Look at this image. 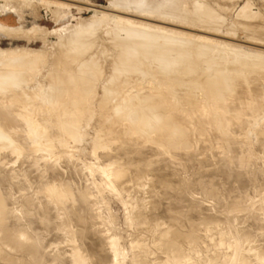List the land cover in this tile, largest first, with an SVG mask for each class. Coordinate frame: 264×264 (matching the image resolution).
Instances as JSON below:
<instances>
[{
	"label": "rangeland",
	"instance_id": "374dc122",
	"mask_svg": "<svg viewBox=\"0 0 264 264\" xmlns=\"http://www.w3.org/2000/svg\"><path fill=\"white\" fill-rule=\"evenodd\" d=\"M118 1L121 2L119 3ZM131 1H135V6ZM136 1L138 0H130V4H128L130 6H124L127 5V2L124 0H115L116 3L114 0H0V54L2 53L0 55V112L2 109H8L11 116L18 119L20 122L17 125H9L4 128L3 123L6 122V124H9L7 123L9 119L7 116L3 117H7V121L3 120L2 122L0 119V179L7 182L6 187H3L0 183V229L9 219L16 223V229H11L7 234L6 240L4 238V240L2 239L0 241V245L3 247L6 246L4 241L7 242L9 239L8 243L15 247L20 242L21 237L24 238L26 236V243L42 248L39 254V262L41 264H81L78 262V251L82 247L81 240L76 235L72 236L70 234L72 231L71 229L75 227L72 217H70L71 212L79 210L81 212L80 216L83 219L86 218L83 228L84 226L92 228L97 231L102 238H106V243L108 242L106 246L110 248L112 255L108 250L109 253L107 252L108 257L106 259L107 253H105V259L103 258V261H107L106 263L103 262L104 264H134L135 259L136 264H138L137 259L139 257L138 262L141 259V264L144 263H142L144 260L147 264H157L158 262V264H160L163 261L166 262V254H168L165 252L168 250L166 246L169 245L168 243H170L172 239H164L161 237L163 240L161 238L157 240V238H159L160 235L165 236L167 228L175 229L174 233H177L176 235L186 230V232H193L198 237L195 239V236H190V238L187 237L189 235L183 234H180L183 235L181 237L177 236L180 242L184 241L185 248H183V245H180L183 243L179 244L177 239H175V242L173 240L175 245H172L173 243L171 245L174 248L170 249L169 247L171 246H168L170 252L174 253L172 249H175L174 254H176L178 250H180L177 249V243L178 246L183 249L178 252L180 256L177 254V258L170 259L168 254L167 257L169 261L171 260L170 264H264V224H262L264 219H261L264 217V211L261 210V208H264V68L262 66L264 63L254 62L247 52L239 50V56L237 53L238 48H243L253 53H256L257 49L264 50V0H168V4L166 0H154L152 3L150 2L151 0H148L150 3L144 0L143 5L145 7L139 4L142 3L140 0L138 1L140 7L136 6ZM146 1L150 6L145 5ZM122 2L125 4H121ZM174 2H176L175 5L177 2L179 4L176 6V9L174 8L175 5H173L175 10L173 9L174 11H172V7L168 5H172ZM202 3L207 4L205 8L209 6L210 11L207 8L209 12H205L206 9L202 8V6H204H201ZM156 5H160L161 7L158 8L159 6H157L154 8ZM162 8H167V10L165 9L163 12ZM159 9L162 12L159 11ZM168 10H171V12ZM217 11L219 13H217ZM208 13H211V17H209L210 15ZM205 17L209 20L208 22L205 21ZM253 17L256 19L253 20ZM138 22H142V26L139 25L140 23L138 24ZM144 22L145 26L147 25L145 27L146 29L143 27ZM135 23H137L136 25L140 26L142 30L145 29V32L146 30L151 31V26L155 27V29L156 27L157 29L161 27L162 30H172L176 27L180 32L178 33L179 37L173 40L166 38L164 42L162 41L165 44H169V46L167 45L168 49L162 50L158 48V41L146 42L143 33L144 30L141 31L143 35H141V33L132 35L129 29ZM154 23L161 24V26L158 27V25ZM162 24H167V28H165L166 26L162 28ZM170 25L172 27H170ZM254 27L260 30L261 37L258 35H255V37L251 35L252 33H249L252 32L250 29H254ZM172 31H174V29ZM186 32H189V35L194 33L193 36L196 34L197 37L195 36V38L197 39L196 41L194 40L195 42H197L198 39L200 40V38V41H203L202 36L210 38V40H208L207 51L205 50L206 52H204L198 48L201 43L199 40V44L197 43L198 46L195 45L197 48L191 43L192 48L195 47L194 51L190 48L191 45L189 42L187 44L180 43L183 39L181 37H185L183 34H186ZM256 33L258 34L259 32ZM198 36L201 37L199 38ZM182 41L185 42L186 39ZM214 50L216 52H214ZM26 51L28 53L32 52L31 55L30 53L26 54ZM232 52L234 54H232ZM32 54L36 56L34 55L33 57ZM69 54L73 55L72 57L75 56V58H72ZM68 55L74 62L71 60L68 62L66 60L67 58L68 60L70 59ZM244 57L245 60L251 59L253 63L251 64L250 61L247 62L246 60L243 62L245 63L244 66L240 62L243 61L241 59H244ZM43 59L45 61H43ZM226 61H228V63ZM70 62H72V64ZM216 62L218 64H216ZM212 63L214 65H212ZM247 63L251 66L249 67ZM258 64H261L262 67ZM233 71H235L236 76ZM151 72H153V74ZM59 73L62 76L59 75ZM217 74H219V76ZM151 76H153V79ZM214 77H219V79L221 77L222 79L217 81L218 87L227 89V91L220 89L221 92L223 91L222 94L220 92V96L218 95L219 91L217 94H214V92H211L207 87L206 82L215 79ZM237 77L241 78L243 81L237 79ZM224 78L225 80H223ZM132 82L135 87H133ZM168 83L172 84V86ZM242 83L243 85H241ZM139 85L141 88L138 87ZM155 85H157L158 90ZM114 86L116 89H114ZM240 86L244 87L241 88ZM106 87L109 89L107 90ZM147 87H149V89H147ZM161 87L162 89L164 88V93L161 92ZM40 88L41 92L46 91L45 93L43 92V95L45 98L47 97V101L45 99L44 101L42 97H38L39 95L42 96L40 90H38ZM54 88L56 90H53ZM81 88L82 90H80ZM152 88L159 91L158 93L155 91V94L159 95V99L162 103L158 102L157 98L156 101L160 104L156 106L155 110L157 111L159 107L157 113L163 118L161 121H156L154 125L156 126V124H158L157 128H159L162 124L164 125L167 123L168 125L166 124L164 126L167 128V135L162 133L163 131L160 130L162 128L157 129V131L154 130L155 128L151 125H147L146 128H143V126L139 124L141 122L140 118L137 120L138 124L136 120L134 121V119L139 117L138 113L142 118L146 110L148 112L147 108H143L146 107V102L147 105L153 101L155 105L157 104L155 100L152 101L153 98L158 97V95L152 93ZM228 89H230V91ZM245 89L247 90V94ZM32 90L35 93L40 92L36 97L38 100L41 99L40 101L44 102V106H38V104L41 103H38L37 98L34 96L35 93ZM133 90H135L134 94L137 96L132 93L131 97L129 95H131ZM165 90H168V95L172 93L170 94L172 100L176 98V100L174 99V103L175 101H179L177 97H181V94L178 93L182 90L181 93L184 96H182V98H186V100L184 99V105L182 101H179L177 105L176 103L173 104L172 100L169 101L167 99L169 97L167 96L166 98L165 96L167 93ZM54 91H57L56 95ZM183 91L185 94L188 92L193 93V97H196L194 98L195 101L192 99L191 93H188L191 95L187 94V96H185ZM49 92H51L50 98H48L50 96ZM120 92H122V94ZM150 92L152 95L154 94L155 97L152 96ZM160 92L165 98H161ZM225 92H228V95H224ZM12 93L16 98L18 97L16 100L17 102H13L16 98H14ZM32 93H34V95ZM143 93L148 97L149 95L147 94H150V97H152L151 100L148 98V101L150 100L149 103L146 101V96H144ZM210 93L214 95H209ZM57 94L61 95L60 97L62 98ZM54 95L56 98H52ZM9 96H12L14 99ZM126 96L129 97L127 98ZM188 96H191L192 101H194L193 104L198 102L203 107V104L206 102L204 104L206 110H204V107L201 108V106L197 104L193 106L191 103L192 101H189L191 99H187ZM234 96H236V99H231ZM31 97L32 99L35 98L37 101L35 99L33 101ZM11 98L13 100L11 102L8 101V99ZM58 98L64 101L63 103L61 100V104L59 100L61 104H59V107H57ZM182 98H180V100H183ZM120 99L123 102H121ZM134 99H136L137 103ZM139 99L141 101L143 99L142 102H144V104L140 102ZM198 99H200V102ZM76 100L79 105L81 104V108L76 103ZM233 100H235V102ZM91 101L93 103H91ZM186 101H189V103ZM45 104L47 105L45 106ZM223 104L225 106H223ZM161 105L163 108H160ZM22 106H25L23 107L25 111L22 110L23 108H20ZM77 106L78 108L75 109ZM169 106H172V108ZM199 108H201V110ZM160 109L162 110L160 111ZM139 110L141 113L144 111V113L141 114ZM191 110L192 113L197 110L199 113L196 111L194 112L195 115L198 114L197 116L200 117L204 116L205 120L196 116L198 121H195L194 113L192 114ZM222 110H225V112H222ZM162 111H164V114ZM219 111H221V113H219ZM135 112L137 113L136 115H134ZM165 112H170V115L169 113L165 115ZM171 112H173V114H171ZM175 112H179L177 117L179 119L182 118V121L180 120L181 123L183 119V123L186 122L184 125L182 123V127L180 125L181 123H178L179 119L175 116ZM206 112H208L209 115H207ZM187 114H189L188 118L190 119H187ZM169 117H172V120ZM38 118L40 120H38ZM185 119L187 120L185 121ZM209 119H213V121ZM193 121L199 122L200 125H195V122L192 123ZM228 121H230L231 124ZM108 122H110V124ZM175 122L178 123L177 126H174L176 125ZM201 123H203V125ZM188 125L192 127H188ZM197 125L200 128L197 129ZM204 125L208 128L206 133L204 128H202ZM211 126L213 127L211 128ZM171 128L173 129L172 131L177 128L185 130L186 136L181 139V146L187 144H192V147L195 146L193 147L195 148L193 152L187 157L184 156L186 152H182L181 149L180 151H178L179 149H177V151L172 150V148L170 149L169 142L171 137L168 133L171 131ZM123 130L125 131L123 132ZM198 130L199 132H196ZM117 131L120 135L116 133ZM208 131L210 133H208ZM203 134H206L205 137ZM108 136L110 137L108 138ZM19 138L24 140L21 142L18 140ZM124 138L126 140H124ZM107 139H109V141ZM193 142L195 145H193ZM224 150L227 153L230 151L231 155L234 154V157L231 158L229 156L230 153L226 154L228 156L225 157L224 154L226 152ZM220 151H222V153ZM106 154H109L110 158H107ZM132 155L138 158L144 157L145 161V157H148L149 162H147V160L146 163L152 165L154 163L160 165V163L165 161L163 165L158 167L159 169L155 168L157 166L156 164L153 165L152 167L155 166L152 168V170L154 169L153 171L166 170L168 166H171V162L175 163L170 169L168 168L169 171L167 169L169 177L171 176V178H168V175L167 177L163 176L166 177V179L159 176L160 180H156L159 179V177H157L155 179L156 181L153 182L157 172H155V174L150 172L151 165L145 164L142 158L140 160L143 163L142 167L150 168V170H145V174L148 171L154 174L152 176L153 179L151 177L152 181L150 180V183L148 178V175H150L149 173L146 174L147 177L145 174L142 176V172V175L138 173L145 169H142L140 165L142 163L137 161L138 158H135L136 162L135 160H133V162H139L138 164L140 166L137 164L136 167V165L131 163L132 160L129 161V157L132 158ZM240 157H245L246 160V157H248V160L252 163L250 165L247 164L250 163L248 160L242 163L241 160L245 161V159ZM238 160L242 164H247L242 165V167H247L243 168V172L239 171L242 167L241 164L237 162ZM180 162L185 165H179L181 164ZM236 164L240 166V169H234ZM148 165H150V167H148ZM173 167H177V171ZM138 168L139 171L137 174L141 177L136 175L134 171ZM171 169L173 172L175 170L176 173H174L176 175L173 174ZM132 170L135 173L132 172ZM109 171L112 172L109 173ZM124 171L129 172L130 178L133 177V173L136 175H134L135 178L138 177L136 179L134 177L132 178L135 180H130L128 177L125 178L128 172L125 174ZM68 172L74 173V177L71 178L72 184L65 181L63 178V175H68ZM160 172H158V175H163L165 173L164 171V173L159 174ZM171 174L174 175L173 178ZM243 174L246 176V181L248 180V182H250H247L246 189L242 190L243 192L241 194L243 196L237 194L233 189L230 191L234 193L228 190L231 196L233 195V198L235 197L234 194L239 195L238 197H243L240 198L241 200L239 202L237 200L236 203L235 198L234 201L230 200L233 198L228 199L227 196H230V194H228L224 187L228 188L227 185H230L232 188V184L234 182L238 183L240 180L238 175H240L241 178ZM161 178L163 180H161ZM200 178H205L206 180H203L207 182L212 180L210 182L217 186L215 189L221 188L223 191L225 190L227 192V194L225 193V197L229 200H227V202H229L232 207L236 204V206L232 208V210L235 211L232 212L230 209L231 207H229L230 204L229 206L226 204V198L223 203L221 200L224 198L221 197L219 203L217 199L206 196V189L212 185H210V182H205L206 185L208 184V187L205 186L203 180L201 181ZM166 180L170 182L168 181V183ZM182 180L183 182L181 184L180 181ZM159 181L162 182V185L164 183V187L160 186L161 188H158L159 185L156 186ZM171 181L174 182L171 183ZM193 181L194 183L191 185H184L188 182L192 183ZM195 181H197L196 184L199 183V186L203 184V186H201L202 188L198 187V185L196 186ZM232 181L234 182L231 184ZM165 182L168 184L171 183V185L167 184L168 187L170 186V189H165ZM121 183H123V186ZM237 183H234L235 185H233V188H235ZM117 187L119 189L121 188L119 192L116 191L118 190ZM122 187L124 188L123 190ZM162 187L165 190H163ZM202 189H205V191ZM221 189L219 191L222 192ZM178 190L186 193L184 197H182V192H180L181 197L179 198ZM174 192L177 194H174ZM172 193L174 197L176 196L175 199L177 200H175V202L171 196ZM243 193H247V196ZM244 196H246V198ZM24 200L28 202L26 203ZM173 205L174 208H178L181 212L180 214L178 210L172 208V211L170 209L175 215L179 213L180 217L177 216L175 219L169 216V213H171L169 208L173 207ZM45 206H47L49 211L43 209ZM228 207L231 212L228 211ZM7 208H10L11 213L9 214L8 211L6 217L5 212ZM174 210H176V212ZM35 211L40 212L39 217L34 221L33 215ZM137 212L141 214H136ZM130 214L134 220L129 218ZM135 214L137 217L138 215H141V217L139 216L137 218ZM255 218H257V220L260 218L261 221H258L261 223H258ZM46 220L48 221L47 223L45 222ZM253 222L255 224L257 223V225H254ZM258 224H262V227ZM195 225H197L198 228ZM177 227H181L179 228L180 231L179 229L176 230ZM228 232L229 236L227 235ZM174 233L172 232L171 235ZM230 235L236 236H231V238H229ZM173 237L176 238L174 235ZM193 237H195L194 239L196 242L200 241L199 238L202 239L200 243L202 242V246H204L201 247L199 251H196L195 254V251L192 252L187 248L191 245L189 244L188 246L187 241L189 238L192 240ZM223 240L227 243H231L232 246L225 248ZM89 241L87 237H83V251L86 254L89 253L93 258L94 255H91L88 249ZM154 241L158 243L157 245H160L162 241L161 244L166 248L159 247L165 249V251L159 247L157 250L154 247L150 249L149 254H147L148 257L142 260L143 249H141V247L147 243L149 247L152 248L153 246H150V244H154ZM189 242L195 243V241ZM140 244L142 245L141 247ZM143 248L145 247L143 246ZM234 249L236 250L234 251ZM119 250L123 255H121L122 253L119 252ZM231 250L234 252H231ZM8 251L9 250H6L7 254L4 256L7 260L6 264L18 263L20 257L26 256L25 250L21 252ZM116 253L118 254L116 255ZM173 253L171 254L174 256ZM171 254L170 257H172ZM109 255L111 256L109 257ZM113 255L120 256L118 259L114 257L115 260ZM4 257L3 254L0 253V259H5ZM248 258L250 262L247 261L249 260ZM117 260H119V262ZM88 264H95V262L92 261Z\"/></svg>",
	"mask_w": 264,
	"mask_h": 264
},
{
	"label": "bare ground",
	"instance_id": "6f19581e",
	"mask_svg": "<svg viewBox=\"0 0 264 264\" xmlns=\"http://www.w3.org/2000/svg\"><path fill=\"white\" fill-rule=\"evenodd\" d=\"M122 1H123V0H122ZM124 1L127 2V3H126L127 5H124L125 3L123 4V2H122L121 4H123L124 6H130V5H128V4H130V2H129L130 0H124ZM138 1H139V0H138ZM138 1H136V2H137V3H136V4H137L136 6H139V7H140V5L144 6V5H143V1H144V0H140V1H142V3H139ZM147 1H148V0H147ZM147 1H146V4H145V2H144V4H145L146 6H150V4H149L150 2H151V3L154 2V0H153V1L151 0L150 2L148 1V2H149V3H148L149 5H148V4H147ZM155 1H157V0H155ZM167 1H168V0H166V2H167ZM190 1H191V0H190ZM114 2H115V0H114ZM118 2H119V1H118ZM120 2H121V1H120ZM120 2H119V3H120ZM132 2H133V1H131V3H132ZM115 3H116V2H115ZM133 3H134L133 5L135 6V1H134ZM138 3H139L140 5H139ZM171 3H172V2H171ZM175 3H176V2H174V4H172V5L169 3L170 5H168L169 7H172V8H171L172 11H174V10L177 8L176 6H178V4H179V3L177 2V4L175 5ZM191 3H192V2H191ZM113 4H114V3H113ZM167 4H168V2H167ZM167 4H166V5H167ZM173 5H175V7H174ZM182 5H183V3H182ZM202 5H204V6H202ZM206 5H207L206 3H202V4H201L202 8H205ZM157 6H159L158 8L161 7L160 5H156L154 8H156ZM180 6H181V5H180ZM192 6H193V5H192ZM210 6H211V4H210ZM113 7H114V6H113ZM144 7H145V6H144ZM163 7H165V6H163ZM166 7H167V6H166ZM169 7H167V8H169ZM173 7H174L175 9H174ZM137 8H138V7H137ZM158 8H157V9H158ZM167 8H165V9L167 10ZM207 8L209 9V6H208ZM207 8H205V9H206L205 12L208 11ZM162 9H163V8H162ZM165 9H163L162 11L164 12ZM173 9H174V10H173ZM192 9H193V8H192ZM135 10H136V9H135ZM171 10H170V11L168 10V11L171 12ZM219 10H220V9H219ZM124 11H125V10H124ZM137 11H138V10H137ZM159 11H161V10L159 9ZM159 11L157 10L158 13H159ZM162 11H161V12H162ZM209 11H210V9H209ZM209 11H208V12H209ZM134 12H135V11H134ZM196 12H197V11H196ZM158 13H157V15H158ZM185 13H186V12H185ZM187 13H188V12H187ZM217 13H219V12L217 11ZM153 14H154V13H153ZM167 14H168V12H167ZM174 14H175V12H174ZM202 14H203V13H202ZM208 14H209V13H208ZM210 14H211V13H210ZM210 14H209V15H210ZM109 15H110V14H109ZM136 15H137V14H136ZM150 15H151V14H150ZM159 15H160V13H159ZM168 15H169V14H168ZM172 15H173V13H172ZM186 15H187V14H186ZM188 15H190V14H188ZM137 16H138V15H137ZM145 16H146V15H145ZM165 16H166V14H165ZM170 16H171V15H170ZM193 16H194V15H193ZM207 16H208V15H207ZM245 16H246V15H245ZM250 16H251V15H250ZM189 17H190V16H189ZM209 17H211V15H210ZM212 17H213V15H212ZM256 17H257V15H256ZM129 18H130V17H129ZM155 18H156V17H155ZM155 18H152V19H155ZM205 18H206V17H205ZM253 18H254V17H253ZM158 19H159V18H158ZM208 19H209V18H208ZM247 19H248V18H247ZM255 19H256V18H254L253 20H255ZM156 21H157V20H156ZM169 21H170V20H169ZM205 21L208 22L209 20H207V18H206ZM174 22H175V21H174ZM176 22H177V21H176ZM179 22H180V21H179ZM139 23H140V24H139ZM141 23H142V22H138V24L142 26ZM149 23H150V22H149ZM151 23H152V22H151ZM160 23H161V22H160ZM163 23H164V22H163ZM136 24H137V23H135L133 26H131L130 29L128 28V29H129V32H131L132 35H135V34L137 35L138 33L140 34L141 31L144 30L143 33H144V36H145V38H146V42H148V41H158V42H159V46H158V48H159V49H162V50L168 49L169 44H167V43H166V44L163 43V42L165 41L166 38H167V39L170 38V39L173 40L174 38L177 39V38L179 37V34H178V33H180V32H179V29H177L176 27L173 28L174 31H172V30H173L172 28H168V29H172V30H164V29L162 30L161 27H160L161 24L159 25V24L154 23L155 25H158V27H160V28L157 29V27H156V29H155V27L151 26L153 29L151 28V29H150L151 31H147V30H146V32H145V29H146L145 27L147 26V25L145 26V22H144V24H143V27H144L145 29H143V30H142V28H141L140 26H138V25H136ZM154 24H152V25H154ZM186 24H187V23H186ZM186 24H184V25H186ZM244 24H245V23H244ZM166 25H167V24H166ZM166 25H165V24H162V28H163L164 26H166ZM177 25H178V24H177ZM1 26H3V25H1ZM257 26H258V24H257ZM3 27H4V26H3ZM6 27H7V26H6ZM118 27H119V26H118ZM168 27H169V26H168ZM170 27H172V26L170 25ZM179 27H180V26H179ZM147 28H148V27H147ZM165 28H167V26H166ZM263 29H264V28H263ZM9 31H10V30H9ZM250 31H252V32H249L250 34L252 33L251 35H253V36L258 35L259 37H261V36H260V33H261V32H260L259 29L257 30V27H256V28L254 27V29H250ZM254 32H255V33H256V32H259V33H258V34H257V33L255 34ZM78 33H79V32H78ZM181 33H183V32H181ZM193 34H194V33H192V34L189 35V32H188V33L186 32V34L184 33L183 35H185V37H181V38H183L182 40H184V41H185V39H186L187 42H186V41L183 42V41L181 40L180 43L182 42L183 44H187V43L189 42L190 45H191V43H192V45L194 44L193 46L197 45V43L201 40V38H200L201 36H198V37L200 38V40L198 39L199 41L197 40V42H195L197 38H195L196 34H195L194 36H193ZM197 34H198V33H197ZM263 34H264V33H263ZM78 35H79V34H78ZM141 35H143V34L141 33ZM60 36H61V35H60ZM75 36H76V35H75ZM258 36H257V38H258ZM77 37H78V36H77ZM186 37H187V38H186ZM196 37H197V36H196ZM203 37H204V36H202V40H203V41H200L201 43H200V45H199L198 48L201 49L202 51L206 52L207 49H208V42H209L208 40H210V38H208V37H204V38H203ZM255 37H256V36H255ZM72 39H73V36H72ZM114 39H115V38H114ZM76 40H78V39H76ZM82 40H83V39H82ZM131 40H132V39H131ZM194 40H195V41H194ZM162 41H163V42H162ZM118 42H119V41H118ZM198 44H199V43H198ZM68 45H69V44H68ZM167 45H168V46H167ZM188 45H189V44H188ZM192 45L190 46V48H192ZM197 46H198V45H197ZM63 47H64V46H63ZM119 47H120V46H119ZM195 47H196V46H195ZM195 47H194V48H195ZM124 48H125V47H124ZM194 48H192L193 51L195 50ZM196 48H197V47H196ZM253 48H255V47H253ZM122 49H123V48H122ZM125 49H126V48H125ZM125 49H124V50H125ZM130 49H131V48H130ZM132 49H133V48H132ZM184 49H185V48H184ZM67 50H68V49H67ZM124 50H123V51H124ZM186 50H187V49H186ZM205 50H206V51H205ZM223 50H224V49H223ZM236 50H237V49H236ZM239 50L242 51V52L244 51V52L249 53L250 56H251V59H252L254 62H256V63H264V50L257 49V52H259V53H257V52H256V53H255V52L253 53V52H249V51H247V50H245V49H243V48H238V50H237V51H238V52H237V53H238V56H239V54H240V53H239V52H240ZM0 51H1V50H0ZM73 51H74V50H73ZM210 51H211V50H210ZM210 51H209V52H210ZM199 52H200V51H199ZM214 52H216V51L214 50ZM214 52H213V53H214ZM3 53H4V52H3ZM25 53H26V54H29L30 52L28 53V52L26 51ZM31 53H32V52H31ZM31 53H30V55H31ZM33 53H34V52H33ZM123 53H124V52H123ZM191 53H192V52H191ZM1 54H2V53H1ZM1 54H0V55H1ZM23 54H24V53H23ZM39 54H40V53H39ZM63 54H64V52H63ZM67 54H68V52H67ZM67 54H66V55H67ZM209 54H210V53H209ZM214 54H215V53H214ZM232 54H234V53L232 52ZM34 55H35V54H34ZM34 55L32 54L33 57H34ZM69 55H70V54H69ZM69 55H68V57H69ZM141 55H142V54H141ZM192 55H193V54H192ZM212 55H213V54H212ZM212 55H211V56H212ZM241 55H242V54H241ZM16 56H17V55H16ZM26 56H27V55H26ZM32 56H31V57H32ZM35 56H36V55H35ZM64 56H65V55H64ZM70 56L72 57L73 55H70ZM150 56H151V55H150ZM211 56H210V57H211ZM216 56H217V55H216ZM233 56H234V55H233ZM242 56H243V55H242ZM27 57H28V56H27ZM42 57H43V56H42ZM46 57H47V56H46ZM65 57H67V56H65ZM194 57H195V55H194ZM194 57H192V58H194ZM199 57H201V56H199ZM222 57H223V56H222ZM236 57H237V56H236ZM16 58H17V57H16ZM20 58H21V57H20ZM53 58H54V57H53ZM69 58H70V57H69ZM72 58H75V56L72 57ZM122 58H123V57H122ZM143 58H144V57H143ZM192 58H191V59H192ZM208 58H209V57H208ZM226 58H227V57H226ZM249 58H250V57H249ZM12 59H13V58H12ZM25 59H26V58H25ZM25 59H24V60H25ZM38 59H40V58H38ZM45 59H46V58H45ZM78 59H79V58H78ZM196 59H197V58H196ZM230 59H231V58H230ZM251 59H248V60L246 59V60H247V62H248V61L251 62ZM29 60H30V59H29ZM29 60H28V61H29ZM41 60H42V59H41ZM66 60H67L68 62H69L70 60L72 61L71 58H70L69 60H68V58H67ZM73 60H74V59H73ZM228 60H229V57H228ZM241 60H243V61H240L241 64L244 65L245 63H243V62L246 61V60H245V57H244V59L242 58ZM13 61H14V60H13ZM34 61H35V60H34ZM38 61H39V60H38ZM43 61H45V60L43 59ZM43 61H42V62H43ZM213 61H214V60H213ZM232 61H234V60H232ZM14 62H15V61H14ZM52 62H53V61H52ZM72 62H74V61H72ZM72 62H70V63L72 64ZM202 62H203V61H202ZM214 62H215V61H214ZM226 62L228 63V61H226ZM232 63H233V62H232ZM252 63H253V62H251V64H252ZM23 64H24V63H23ZM42 64H43V63H42ZM74 64H75V63H74ZM131 64H132V63H131ZM216 64H218V63L216 62ZM247 64H248V63H247ZM16 65H17V64H16ZM30 65H31V64H30ZM199 65H200V64H199ZM212 65H214V64L212 63ZM253 65H255V64H253ZM258 65L261 66V64H258ZM9 66H10V64H9ZM77 66H78V65H77ZM80 66H81V65H80ZM143 66H144V65H143ZM147 66H148V65H147ZM226 66H227V65H226ZM234 66H235V65H234ZM244 66H245V65H244ZM244 66H242V67H244ZM248 66H249V64H248ZM250 66H251V65H250ZM250 66H249V67H250ZM262 66H263V68H264V65H262ZM262 66H261V67H262ZM5 67H6V66H5ZM148 67H149V66H148ZM148 67H147V68H148ZM200 67H201V66H200ZM235 67H236V66H235ZM249 67H248V69H249ZM30 68H31V67H30ZM76 68H77V67H76ZM244 68L247 69L246 67H244ZM53 69H55V68H53ZM59 69H60V68H59ZM123 69H124V68H123ZM130 69H131V68H130ZM231 69H232V68H231ZM231 69H230V70H231ZM245 69H243V70H245ZM151 70H152V69H151ZM17 71H18V70H17ZM29 71H30V70H29ZM36 71H37V70H36ZM91 72H92V71H91ZM102 72H103V71H102ZM233 72H234V75H235V71H233ZM258 72H259V71H258ZM258 72H257V73H258ZM77 73H78V72H77ZM126 73H127V72H126ZM151 73L153 74V72H151ZM260 73H262V72H260ZM35 74H36V73H35ZM99 74H100V73H99ZM132 74H133V73H132ZM199 74H200V72H199ZM258 74H259V73H258ZM263 74H264V73H263ZM59 75H61V74L59 73ZM124 75H125V74H124ZM137 75H138V74H137ZM159 75H161V74H159ZM163 75H165V74H163ZM182 75H183V74H182ZM217 75L219 76V74H217ZM248 75H249V74H248ZM27 76H28V75H27ZM33 76H34V75H33ZM61 76H62V75H61ZM93 76H95V75H93ZM144 76H145V75H144ZM157 76H158V75H157ZM188 76H189V75H188ZM220 76H221V75H220ZM235 76H236V75H235ZM256 76H257V75H256ZM258 76H259V75H258ZM74 77H75V76H74ZM133 77H134V75H133ZM136 77H137V76H136ZM147 77H148V76H147ZM169 77H170V75H169ZM171 77H172V75H171ZM173 77H174V76H173ZM215 77H217V76H215ZM215 77H214V78H215ZM221 77H223V76H221ZM221 77H220V79H222ZM25 78H26V77H25ZM55 78H56V77H55ZM75 78H76V77H75ZM114 78H115V77H114ZM117 78H118V77H117ZM151 78L153 79V76H151ZM151 78H150V79H151ZM167 78H168V75H167ZM248 78H249V76H248ZM29 79H30V78H29ZM57 79H58V78H57ZM119 79H120V78H119ZM123 79H124V78H123ZM125 79H126V78H125ZM152 79H151V80H152ZM157 79H158V78H157ZM220 79H219V77H218V78L211 79L210 81L206 82V83H207V87H208V89H209L211 92H214V94H217L218 91H219V93H218L219 96H220V92H221L222 89H223V91H225V90L227 91V89H224V88L221 89V88L218 87V82H217V81H219ZM237 79L241 80V78H238V77H237ZM245 79H246V78H245ZM80 80H81V79H80ZM131 80H133V79H131ZM134 80H135V79H134ZM136 80H137V79H136ZM202 80H203V78H202ZM223 80H225V78H224ZM261 80H262V79H261ZM22 81H23V80H22ZM63 81H64V80H63ZM81 81H82V80H81ZM112 81H113V80H112ZM121 81H122V80H121ZM128 81H129V80H128ZM146 81H147V80H146ZM153 81H154V80H153ZM153 81H152V82H153ZM158 81H159V80H158ZM175 81H176V79H175ZM241 81H243V80H241ZM263 81H264V80H263ZM61 82H62V81H61ZM69 82H70V81H69ZM116 82H117V81H116ZM149 82H150V81H149ZM156 82H157V81H156ZM162 82H163V81H162ZM167 82H168V81H167ZM224 82H225V81H224ZM226 82H227V81H226ZM239 82H240V81H239ZM48 83H49V82H48ZM51 83H52V82H51ZM71 83H72V82H71ZM108 83H109V82H108ZM121 83H122V82H121ZM132 83H133V82H132ZM138 83H139V81H138ZM153 83H154V82H153ZM233 83H234V82H233ZM29 84H30V83H29ZM68 84H69V83H68ZM72 84H73V83H72ZM74 84H75V83H74ZM113 84H114V83H113ZM117 84H118V82H117ZM117 84H116V85H117ZM139 84H140V83H139ZM161 84H162V83H161ZM164 84H165V83H164ZM168 84H170V83H168ZM238 84H240V83H238ZM57 85H58V84H57ZM116 85H115V86H116ZM140 85H141V84H140ZM140 85H139L138 87H140ZM145 85H146V84H145ZM149 85H150V83H149ZM152 85H153V84H152ZM170 85L172 86V84H170ZM228 85H229V84H228ZM241 85H243V83H242ZM244 85H245V84H244ZM251 85H252V84H251ZM66 86H67V84H66ZM87 86H88V85H87ZM106 86H107V85H106ZM111 86H112V85H111ZM115 86H114V87H115ZM119 86H120V84H119ZM121 86L123 87L122 84H121ZM130 86H131V85H130ZM146 86H147V85H146ZM159 86H160V85H159ZM162 86H163V84H162ZM166 86H167V84H166ZM166 86L164 85L165 88H166ZM223 86H224V85H223ZM14 87H15V85H14ZM20 87H21V85H20ZM49 87H50V86H49ZM57 87H58V86H57ZM57 87H56V89H57V91H58V88H57ZM112 87H113V86H112ZM128 87H129V86H128ZM133 87H135V86H134V83H133ZM150 87H151V86H150ZM155 87L157 88V85H155ZM155 87H153V88H155ZM168 87H169V85H168ZM191 87H192V86H191ZM228 87H229V86H228ZM228 87H226V88H228ZM240 87H241V86H240ZM242 87H244V86H242ZM242 87H241V88H242ZM250 87H251V86H250ZM45 88H46V87H45ZM79 88H80V87H79ZM82 88H83V87H82ZM82 88H81L80 90H82ZM106 88H107V90L109 89L108 87H106ZM126 88H127V87H126ZM131 88H132V87H131ZM140 88H141V87H140ZM142 88H143V86H142ZM153 88H152V89H153ZM192 88H193V87H192ZM198 88H199V87H198ZM233 88H234V87H233ZM245 88H246V87H245ZM252 88H253V86H252ZM252 88H251V89H252ZM56 89L54 88L53 90H56ZM67 89H68V88H67ZM111 89H112V88H111ZM114 89H116V87H115ZM114 89H113V90H114ZM145 89H146V87H145ZM147 89H149V87H147ZM159 89H160V88H159ZM163 89H164V88H163ZM163 89H162V87H161V90H162L161 92H163ZM169 89H170V88H169ZM178 89H179V88H178ZM184 89H185V88H184ZM190 89H191V88H190ZM199 89H200V88H199ZM220 89H221V90H220ZM234 89H235V88H234ZM236 89H237V88H236ZM246 89H247V88H246ZM246 89H245V90H246ZM253 89H254V88H253ZM17 90H18V89H17ZM38 90H40V92H41V88L38 89ZM59 90H60V87H59ZM65 90H66V89H65ZM68 90H69V89H68ZM104 90H105V89H104ZM136 90H137V89H136ZM140 90H141V89H140ZM157 90H158V88H157ZM157 90L153 89V90H151V91H152V93L155 94V91H156V93L159 92V91H157ZM179 90H180V89H179ZM228 90L230 91V89H228ZM255 90H256V89H255ZM26 91H27V90H26ZM30 91H31V90H30ZM32 91H33V90H32ZM51 91H52V90H51ZM57 91H54V92H55V95H56V92H57ZM134 91H135V90H133V92H131V95H129V96L132 97V93H133V94L135 93ZM141 91H143V90H141ZM149 91H150V90H149ZM165 91L167 92L168 90H165ZM181 91H182V90H181ZM181 91L178 93V94H181V95H180L181 97H177V98H179L178 100H179L180 102L182 101V104H183V103H185L184 101L186 100V98H182L183 94L181 93ZM185 91H186V90H185ZM192 91H193V89H192ZM223 91L221 92V94L223 93ZM14 92H15V91H14ZM19 92H20V91H19ZM33 92H34V91H33ZM40 92H39V93H40ZM43 92L45 93L46 91H42V92H41L42 96H40L39 93H37V92H36L37 94L34 92L35 95H34V93H32V94H33L35 97H36L37 95H39L38 97H40V98L42 97L43 100L45 99V100L47 101V97L45 98V96L43 95ZM85 92H86V91H85ZM93 92H94V91H93ZM161 92H160V96H161V98H162V97H164V96H162ZM166 92H165V93H166ZM175 92H176V91H175ZM207 92H208V91H207ZM241 92H244V91H241ZM254 92H255V91H254ZM27 93H28V92H27ZM61 93H62V92H61ZM81 93H82V92H81ZM120 93L122 94V92H120ZM145 93H146V92H145ZM163 93H164V92H163ZM183 93H184V91H183ZM188 93H191V92H188ZM188 93H186V94L184 93L185 96H187ZM230 93H231V92H230ZM252 93H253V92H252ZM3 94H4V93H3ZM14 94H15V93H14ZM18 94H19V93H18ZM28 94H29V93H28ZM30 94H31V93H30ZM50 94H51V92H49V95H50ZM90 94H91V93H90ZM121 94H120V95H121ZM129 94H130V93H129ZM137 94H138V93H137ZM141 94H142V93H141ZM143 94H144V93H143ZM150 94H151V92H150ZM150 94H147V95H149V97L146 96V95L144 94V96H146L145 99H147L146 101H148V98H150V100L152 99V97H150ZM154 94H153V95L151 94V95L154 96V97H155V95H158V94H155V95H154ZM170 94H172V93H169V95H168V92H167L166 95H165L166 98H167V96L169 97V98H167L169 101L172 100V98L170 97ZM191 94H192V95H191ZM191 94H188V95H191V96L193 97V93H191ZM201 94H202V92H201ZM212 94H213V93H212ZM212 94L210 93L209 95H212ZM214 94H213V95H214ZM244 94H245V93H244ZM246 94H247V90H246ZM246 94H245V95H246ZM253 94H254V93H253ZM0 95H1V94H0ZM12 95H13V93H12ZM49 95H46V96H49ZM55 95L52 96V98H56ZM57 95H58V94H57ZM63 95H64V94H63ZM63 95H62V96H63ZM134 95H135V94H134ZM138 95H139V94H138ZM194 95H195V94H194ZM224 95H228V92H225ZM236 95H237V94H236ZM262 95H263V94H262ZM262 95H261V96H262ZM5 96H6V94H5ZM7 96H8V95H7ZM13 96H14V95H13ZM34 96H33V97H34ZM58 96L60 97L61 95H58ZM69 96H70V95H69ZM104 96H105V95H104ZM108 96H109V95H108ZM123 96H124V95H123ZM129 96H126V97L128 98ZM135 96H137V95H135ZM135 96H134V97H135ZM141 96H142V95H141ZM171 96H172V95H171ZM191 96H188L187 99H191ZM221 96H222V95H221ZM237 96H239V95H237ZM253 96H254V95H253ZM9 97H12V96H9ZM20 97H21V95H20ZM43 97H44V98H43ZM50 97H51V95H50L48 98H50ZM76 97H77V96H76ZM142 97H143V96H142ZM173 97H174V96H173ZM183 97H184V96H183ZM189 97H190V98H189ZM200 97H201V96H200ZM203 97H204V96H203ZM222 97H223V96H222ZM234 97H235V98H234ZM234 97H232L231 99H236V96H234ZM243 97H244V96H243ZM4 98H5V97H4ZM4 98H2V99H4ZM12 98H13V97H12ZM12 98H11V99H8V101L11 102L14 98H16V96H14L13 99H12ZM23 98H24V97H23ZM36 98H37V97H36ZM40 98H39V99H40ZM60 98H62V97H60ZM66 98H67V97H66ZM77 98H78V97H77ZM77 98H76V99H77ZM86 98H87V97H86ZM106 98H107V97H106ZM115 98H116V97H115ZM127 98H126V99H127ZM157 98L159 99V95H158V97L153 98L152 101H153V100L156 101ZM164 98H165V97H164ZM170 98H171V99H170ZM180 98H182L183 100H180ZM194 98H196V97H193V98H192V99L195 101ZM201 98H202V97H201ZM224 98H225V97H224ZM256 98H257V97H256ZM17 99H18V97H17L16 99H14L13 102H14V101L17 102V101H16ZM19 99H21V98H19ZM24 99H25V98H24ZM31 99H32V97H31ZM34 99H35V98H34ZM34 99H32V100L34 101ZM63 99H65V98H63ZM79 99H80V98H79ZM87 99H88V98H87ZM126 99H125V100H126ZM132 99H133V98H132ZM132 99H131V102H132ZM143 99H144V98H143ZM143 99H142V101H143ZM145 99H144V100H145ZM158 99H157V101L160 102V103H162V102L160 101V99H159V100H158ZM174 99L176 100V98H173V100H172V101H173V104L176 103V105H177V104L179 103V101H178V102L175 101V103H174ZM184 99H185V100H184ZM192 99L189 100V101H192ZM215 99H216V98H215ZM32 100H31V101H32ZM35 100H36V99H35ZM37 100H38V98H37ZM37 100H36V101H37ZM40 100H41V99H40ZM40 100H38V103H41V104H38V106H39V107H40V105H41V106H44V105H43L44 102H42V101H40ZM45 100H44V101H45ZM55 100H56V99H55ZM59 100H60V99L58 98V100H57V101H58V102H57V104H58L57 107H59V104H60V103L62 104V102H61L62 99L60 100V103H59ZM67 100H68V99H67ZM80 100H81V99H80ZM91 100H92V99H91ZM109 100H110V99H109ZM111 100H112V99H111ZM134 100H135V102H136V99H134ZM150 100L148 101V103L150 102ZM164 100H166V99H164ZM164 100H163V101H164ZM198 100H199V102H200V99H198ZM207 100H208V98H207ZM209 100H210V97H209ZM23 101H24V100H23ZM27 101H28V100H27ZM31 101H30V102H31ZM39 101H40V102H39ZM53 101H54V100H53ZM62 101H63V100H62ZM116 101H117V100H116ZM116 101H115V102H116ZM120 101H121V99H120ZM139 101L142 102L140 99H139ZM157 101H156V102H157ZM172 101H171V103H172ZM189 101H188V102L186 101V102L189 103ZM194 101H192L191 103L193 104ZM216 101H217V100H216ZM233 101L235 102V100H233ZM25 102H26V101H25ZM25 102H24V103H25ZM84 102H86V101H84ZM103 102H104V101H103ZM121 102H123V101H121ZM158 102H157L156 105L154 104V103H155L154 101H153V102H150V103H153V104H150V103H149V105H147V102H146V105H145L146 107H143L144 105H143L142 107L145 108V109L147 108L149 113H148L147 110H146L147 114H146V112H145V115H144L142 118L140 117V114L138 113L139 117H137V119H134V118H133V119H134V121L136 120V123L138 124V121H137V120L140 118V119H141V122H140L139 124H141V126H143V128H146L147 125H151L153 128H155L154 130H156V131H157V129L162 128V129H160V130L163 131L162 133L166 134L167 128H165L164 126H165L167 123L164 124V125L162 124L164 128L162 127V125H161V127H159V128H157V127H158V126H157L158 124H156V126L154 125V124L156 123V121H161V120L163 119L162 116H160V115L157 113V112L159 111V110H158L159 107L157 108V111L155 110V109H156V106H159V104H160V103L158 104ZM201 102H202V100H201ZM214 102H215V101H214ZM27 103H28V102H27ZM31 103H32V102H31ZM53 103H54V102H53ZM63 103H64V101H63ZM76 103L78 104L77 100H76ZM86 103H87V102H86ZM91 103H93V102L91 101ZM110 103H111V102H110ZM119 103H120V102H119ZM119 103H118V104H119ZM133 103H134V102H133ZM136 103H137V102H136ZM142 103L144 104V102H142ZM164 103H165V101H164ZM171 103H170V104H171ZM187 103H186V104H187ZM205 103H206V102H205ZM205 103H204V104H205ZM216 103H217V102H216ZM218 103H219V102H218ZM228 103H229V102H228ZM20 104H21V103H20ZM28 104H29V103H28ZM50 104H51V103H50ZM61 104H60V105H61ZM105 104H106V103H105ZM114 104H115V103H114ZM123 104H124V103H123ZM173 104H172V105H173ZM195 104L200 105L201 108L204 107V104H203V107H202V105H201L200 103H198V102H197V103L195 102V103L193 104V106H194ZM46 105H47V104H45V106H46ZM78 105H79V104H78ZM80 105H81V104H80ZM80 105H79V107L81 108ZM96 105H98V104H96ZM120 105H121V103H120ZM167 105H168V104H167ZM167 105H166V106H167ZM183 105H184V104H183ZM189 105H190V104H189ZM214 105H215V104H214ZM259 105H260V104H259ZM85 106H86V105H85ZM110 106H111V105H110ZM137 106H138V105H137ZM166 106H165V107H166ZM186 106H188V105H186ZM200 106H199V107H200ZM209 106H210V105H209ZM212 106H213V105H212ZM215 106H216V105H215ZM223 106H225V105L223 104ZM228 106H229V104H228ZM23 107H25V106H22V107H20V108H23ZM49 107H50V105H49ZM57 107H56V109H57ZM104 107H105V106H104ZM161 107H162V105L160 106V108H161ZM165 107H164V108H165ZM169 107L172 108V106H169ZM66 108H67V107H66ZM76 108H78V106L75 107V109H76ZM80 108H79V109H80ZM82 108H84V107H82ZM117 108H118V106H117ZM143 108H142V109H143ZM162 108H163V107H162ZM188 108H190V107H188ZM197 108H198V106H197ZM201 108H199V109L201 110ZM204 108H205L204 110H206V107H204ZM209 108H210V107H209ZM214 108H215V107H214ZM216 108H217V107H216ZM38 109H40V108H38ZM47 109H48V108H47ZM54 109H55V108H54ZM91 109H92V108H91ZM113 109H114V108H113ZM166 109H167V108H166ZM168 109H169V108H168ZM192 109H193V108H192ZM195 109H196V108H195ZM221 109H224V108H221ZM245 109H246V108H245ZM22 110H24V108H23ZM26 110H27V109H26ZM48 110H49V109H48ZM50 110H51V109H50ZM136 110H138V109H136ZM161 110H162V109H160V111H161ZM170 110H171V109H170ZM170 110H169V111H170ZM189 110H190V109H189ZM200 110H199V111H200ZM204 110H203V111H204ZM237 110H238V108H237ZM249 110H250V109H249ZM16 111H17V110H16ZM16 111H15V112H16ZM19 111H21V110H19ZM19 111H18V112H19ZM24 111H25V110H24ZM56 111H57V110H56ZM76 111H77V110H76ZM80 111H81V109H80ZM86 111H87V110H86ZM164 111H167V110H164ZM164 111H162V113H163ZM182 111H183V110H182ZM182 111H181V112H182ZM196 111H197V110L193 111V113L196 112ZM211 111H213V110H211ZM223 111L225 112V110H222V112H223ZM21 112H22V111H21ZM38 112H39V111H38ZM66 112H67V111H66ZM136 112H137V111H136ZM136 112L134 113V115L137 114ZM139 112H140V110H139ZM142 112L144 113V111H142ZM181 112H180V113H181ZM185 112H186V111H185ZM197 112H198V111H197ZM227 112H228V111H227ZM0 113H1V114H0V119H1L2 122H3V120H4V121H5V120L7 121V120L9 119L8 122H7V123H9V124H6V122L3 123V124H4V128L8 127L9 125L12 126V125H17V124L20 123L18 119H16V118H14V117L11 116L10 112L8 111V109H2V111H1ZM27 113H29V112H27ZM51 113H52V112H51ZM140 113H141V112H140ZM143 113H141V114H143ZM167 113H169V115H170V112H167ZM167 113L165 112V115H166ZM191 113H192V110H191ZM193 113H192V114H193ZM198 113H199V112H198ZM203 113H204V112H203ZM203 113H202V114H203ZM209 113H210V110H209ZM209 113L206 112L207 115H209ZM212 113H213V112H212ZM219 113H221V111H219ZM56 114H57V113H56ZM85 114H86V113H85ZM108 114H109V113H108ZM163 114H164V113H163ZM171 114H173V112H171ZM175 114H176V115H175ZM175 114H174V115L177 117V116L179 115V112H178V113L175 112ZM200 114H201V113H200ZM200 114H199V115H200ZM206 114H204V115H206ZM38 115H39V114H38ZM79 115H80V113H79ZM88 115H89V113H88ZM134 115H133V117H134ZM165 115H164V116H165ZM169 115H168V116H169ZM174 115H173V116H174ZM181 115H182V113H181ZM181 115H180V116H181ZM188 115H189V114H187L186 117H187V119H190V118H188ZM197 115H198V114H197ZM197 115H195V113H194L195 119H196V116H197ZM211 115H212V114H211ZM225 115H226V114H225ZM4 116H7L8 119H7V117H6V118H3ZM20 116H21V115H20ZM27 116H28V115H27ZM175 116H174V117H175ZM183 116H185V115H183ZM201 116H202V115H201ZM227 116H228V115H227ZM43 117H44V116H43ZM79 117H80V116H79ZM93 117H94V116H93ZM176 117H175V118H176ZM190 117H191V115H190ZM197 117L199 118L200 116H197ZM208 117H209V116H208ZM236 117H237V116H236ZM23 118H24V117H23ZM45 118H47V117H45ZM113 118H114V117H113ZM135 118H136V116H135ZM166 118H167V116H166ZM166 118H165V119H166ZM169 118H170V117H169ZM177 118H178V117H177ZM177 118H176V119H177ZM200 118L203 119V120H205V117H204V116H203V117H200ZM209 118H210V117H209ZM245 118H246V117H245ZM247 118H248V117H247ZM71 119H72V118H71ZM83 119H84V118H83ZM111 119H112V118H111ZM165 119H164V120H165ZM167 119H168V118H167ZM170 119L172 120V117H171ZM176 119H175V120H176ZM178 119H179V118H178ZM181 119H182V118H181ZM181 119L178 120V123L180 122ZM187 119H185V121H186ZM222 119H223V118H222ZM23 120H24V119H23ZM38 120H40V119L38 118ZM87 120H88V119H87ZM193 120H194V119H193ZM209 120H212V121H213V119H209ZM216 120H217V119H216ZM227 120H228V119H227ZM85 121H86V120H85ZM93 121H94V120H93ZM129 121H130V120H129ZM139 121H140V120H139ZM176 121H177V120H176ZM181 121H182V120H181ZM195 121H198V120L196 119ZM195 121H193L192 123H194ZM199 121H200V120H199ZM212 121H211V123H212ZM224 121H225V120H224ZM50 122H51V121H50ZM170 122H171V121H170ZM183 122H184V119H183ZM183 122H182V123H183ZM201 122H202V121H201ZM228 122L230 123V121H228ZM39 123H40V122H39ZM108 123L110 124V122H108ZM111 123H112V122H111ZM115 123H116V122H115ZM171 123H172V122H171ZM178 123L175 122L176 125H174V126H177ZM180 123H181V122H180ZM180 123H179V124H180ZM182 123L180 124L181 127H182L186 122L183 123V125H182ZM112 124H113V123H112ZM126 124H127V122H126ZM129 124H130V122H129ZM137 124H136V125H137ZM169 124H170V123H169ZM187 124H188V123H187ZM194 124H195V125H196V124H199V122H198V123L195 122ZM201 124L203 125V123H201ZM214 124H215V123H214ZM230 124H231V123H230ZM5 125H6V126H5ZM64 125H65V124H64ZM167 125H168V124H167ZM172 125H173V124H172ZM199 125H200V124H199ZM223 125H224V124H223ZM105 126H106V125H105ZM141 126H140V127H141ZM215 126H216V125H215ZM225 126H226V124H225ZM28 127H29V126H28ZM137 127H138V126H137ZM171 127H172V126H171ZM184 127H185V126H184ZM188 127H192V126H191V125H188ZM212 127H213V126H211V128H212ZM256 127H257V126H256ZM0 128H1V127H0ZM114 128H115V127H114ZM148 128H149V127H148ZM172 128H173V127H172ZM172 128H171V131L168 130L169 133L167 132V133L170 135V137H171V138H170V142H169L170 149L172 148V150H176V151H177V149H179L178 151H180V149H181L182 152H186V153L184 154V156L187 157L189 154H191V153L193 152V150L195 149V148H193V147H195V146L192 147V144H187V145L181 146V145H180V144H182L181 139H183V138L186 136V132H185V130H183L182 128H177V129H174V131H172V130H173ZM198 128H200V127H198V125H197V129H198ZM202 128H204V131H205V133H206V132H207V129H208V128L206 127V125H204ZM233 128H234V127H233ZM48 129H49V128H48ZM189 129H190V128H189ZM197 129H196V130H197ZM214 129H216V128H214ZM2 130H3V129H2ZM49 130H50V129H49ZM134 130H135V129H134ZM201 130H202V129H201ZM245 130H246V129H245ZM263 130H264V129H263ZM124 131H125V130H123V132H124ZM126 131H127V130H126ZM147 131H148V130H147ZM212 131H213V130H212ZM212 131H211V132H212ZM217 131H218V130H217ZM44 132H45V131H44ZM48 132H49V131H48ZM68 132H69V131H68ZM196 132H199V130L196 131ZM218 132H219V131H218ZM41 133H42V132H41ZM116 133H118V131H117ZM191 133H192V131H191ZM200 133H201V132H200ZM200 133H199V134H200ZM203 133H204V132H203ZM208 133H210V132L208 131ZM213 133H214V134H217V133H215V132H213ZM219 133H220V132H219ZM29 134H30V133H29ZM100 134H101V133H100ZM109 134H110V132H109ZM124 134H125V133H124ZM221 134H222V133H221ZM246 134H247V132H246ZM48 135H49V134H48ZM111 135H112V134H111ZM118 135H120V133H118ZM139 135H140V134H139ZM152 135H153V134H152ZM157 135H158V134H157ZM161 135H162V134H161ZM166 135H167V134H166ZM203 135H204V137H205L206 134H203ZM41 136H42V135H41ZM68 136H69V135H68ZM210 136H211V135H210ZM212 136H213V135H212ZM225 136H226V134H225ZM227 136H228V135H227ZM229 136H230V135H229ZM109 137H110V136H108V138H109ZM115 137H116V136H115ZM120 137H122V136H120ZM156 137H158V136H156ZM162 137H163V135H162ZM164 137H165V135H164ZM167 137H168V136H167ZM167 137H166V138H167ZM206 137H207V136H206ZM213 137H214V136H213ZM248 137H249V136H248ZM11 138H12V137H11ZM44 138H45V137H44ZM118 138H119V137H118ZM131 138H132V137H131ZM214 138H215V137H214ZM258 138H259V137H258ZM260 138H261V137H260ZM26 139H27V138H26ZM56 139H57V138H56ZM114 139H115V138H114ZM156 139H157V138H156ZM197 139H198V138H197ZM197 139H196V141H197ZM203 139H205V138H203ZM219 139H220V138H219ZM225 139H226V138H225ZM248 139H249V138H248ZM18 140H20V141L22 142L24 139L19 138ZM107 140L109 141V139H107ZM116 140H117V138H116ZM116 140H115V143H116ZM122 140H123V138H122ZM124 140H126V139L124 138ZM134 140H135V139H134ZM193 140H194V139H193ZM258 140H259V139H258ZM14 141H16V140H14ZM56 141H57V140H56ZM69 141H70V140H69ZM111 141H112V140H111ZM120 141H121V140H120ZM137 141H138V140H137ZM144 141H145V140H144ZM158 141H159V139H158ZM198 141H199V140H198ZM17 142H18V141H17ZM24 142H25V141H24ZM112 142H113V141H112ZM126 142H127V141H126ZM180 142H181V143H180ZM204 142H205V140H204ZM204 142H203V143H204ZM211 142H212V141H211ZM211 142H210V144H211ZM213 142H214V141H213ZM26 143H27V142H26ZM69 143H70V142H69ZM104 143H105V142H104ZM110 143H111V142H110ZM110 143H109V144H110ZM2 144H3V143H2ZM112 144H114V143H112ZM121 144H123V143H121ZM125 144H126V143H125ZM160 144H161V143H160ZM206 144H207V143H206ZM212 144H213V143H212ZM0 145H1V143H0ZM34 145H35V144H34ZM42 145H43V144H42ZM54 145H55V144H54ZM161 145H162V144H161ZM193 145H195L194 142H193ZM214 145H216V144H214ZM96 146H97V145H96ZM106 146H107V144H106ZM111 146H113V145H111ZM36 147H37V146H36ZM117 147H118V146H117ZM167 147H168V146H167ZM1 148H2V147H1ZM162 148H163V147H162ZM224 148H225V147H224ZM5 149H7V148H5ZM9 149H10V148H9ZM114 149H115V148H114ZM226 149H227V148H226ZM164 150H165V149H164ZM21 151H22V150H21ZM72 151H73V150H72ZM166 151H167V150H166ZM176 151H175V152H176ZM224 151H225V150H224ZM124 152H125V151H124ZM171 152H172V151H171ZM220 152L222 153V151H220ZM225 152H226V151H225ZM227 152H228V149H227ZM227 152L224 154L225 157H227L228 155H226V154H229V153H230L229 156H230L231 158L234 157V156H233L234 154L231 155V152H230V151H229V153H227ZM15 153H16V152H15ZM57 153H59V152H57ZM250 153H251V152H250ZM254 153H255V152H254ZM44 154H45V152H44ZM54 155H55V154H54ZM54 155H53V156H54ZM106 155H107V156H106L107 158H108V157L110 158L109 154H106ZM124 155H125V154H124ZM127 155H128V154H127ZM175 155H176V154H175ZM177 155H178V154H177ZM216 155H217V154H216ZM253 155H254V154H253ZM47 156H48V155H47ZM128 156H129V155H128ZM128 156H127V157H128ZM130 156H131V155H130ZM139 157H140V156H139ZM222 157H223V156H222ZM249 157H250V156H249ZM129 158H130L129 161L132 160L131 163H132L133 165H136V167H137V164H138L139 162H141L140 160H141L142 158H143L142 160L145 161V160H144V157H142V158H138V157L135 156V155H134V156L132 155V158H131V157H129ZM135 158H136V159L138 158L137 161H139V162L135 163V162H136ZM240 158L245 159V157H240ZM240 158H239V159H240ZM246 158H247V160H248V157H246ZM145 159H146V161H147V160H148V157H145ZM175 159H176V158H175ZM133 160H135V162H133ZM240 160H241V159H240ZM247 160L245 159V161H243V160H241V161H242V163H243V162L245 163ZM57 161H59V160H57ZM146 161H145V164H150V163H146ZM150 161H151V160H150ZM147 162H149V160H148ZM166 162H167V161H166ZM168 162H169V160H168ZM237 162H239V160H238ZM237 162H234V163H237ZM248 162H250V163H247V164H249V165L252 163V162L249 161V160H248ZM141 163H142V162H141ZM163 163H165V161L162 162V163H160V165H159V164L157 165L156 163H154L153 165L156 164L157 166H156V167L154 166V167H155V168H158V167H160L161 165H163ZM171 163H172L171 166L175 164V163H173V162H171ZM180 163H181V162H180ZM239 163L241 164V167H242V165H247V164H242L241 162H239ZM239 163H238V164H239ZM2 164H3V163H2ZM132 164H131V165H132ZM238 164L235 165L234 169H236V170H237V169H240V166H237ZM133 165H132V166H133ZM138 165H139V164H138ZM140 165H141V167H142V166H143V163L140 164ZM140 165H139V166H140ZM150 165H151V167H150ZM150 165H148V167L151 168V171H150V172H152V173H154V174H155V172H157V175L155 174L156 177L154 176V180H153V182H155L156 180H160V177H159V176H161V177L166 176V177H167V175H168V178H171V176L169 177V174H168L169 172H167V169H168V168L170 169L171 166H170V167L168 166V168H167L166 170L163 169V170L165 171V173L167 172V174L165 175V173H164L163 170H159V171L156 170V171H153L154 169L152 170V168H154V167H152V166H153L152 164H150ZM167 165H168V164H167ZM179 165H185V164H184V163H183V164L181 163V164H179ZM249 165H248V166H249ZM111 166H112V165H111ZM164 166H165V164H164ZM236 166H237V167H236ZM162 167H163V166H162ZM166 167H167V166H166ZM244 167L247 168L246 166H244ZM244 167H242V169L239 170V171H240V172H243V170H244L243 168H244ZM127 168H128V167H127ZM127 168H126V169H127ZM134 168H135V166H134ZM143 168H145V167H142V169H143ZM150 168H145V169L143 170L144 172H143V171H139V168H138L137 170L135 169L134 171L136 172V175H138L137 172L139 171L138 173H140V175L143 174L142 176H144V174H145V170H146V169H149V170H150ZM173 168H174V167H173ZM111 169H114V168H111ZM130 169H131V168H130ZM142 169H140V170H142ZM158 169H159V168H158ZM169 169H168V171H169ZM174 169L176 170L177 167L174 168ZM115 170H117V169H115ZM175 170H174V172H175ZM128 171H129V170H128ZM128 171H127V172H128ZM134 171L132 170V172H134ZM146 171H147V170H146ZM160 171H161V172H160ZM162 171H163V172H162ZM171 171L173 172L172 169H171ZM171 171H170V173H171ZM176 171H177V170H176ZM111 172H112V171H109V173H111ZM124 172H125V171H124ZM127 172H125V174H126ZM135 172H134V173H135ZM141 172H142V174H141ZM150 172L148 171V172H146V174H147V173L150 174V175H148V178H149V182L151 183V181H152V179H153L152 176H153L154 174H152V173H150ZM158 172H160L159 174H161V173H164V174H163V175H162V174H161V175H158ZM174 172H173V174L176 173V172H175V173H174ZM76 173H77V172H76ZM134 173H133L132 175H133V177L135 178L136 175H135ZM73 174H74V173H70V172H68V175H63L64 180L67 181V182H69V183H71V178L74 177ZM77 174H78V173H77ZM125 174H124V176H125ZM146 174H145V175H146ZM173 174H171V175H172V178L174 177ZM241 174H242V173H241ZM134 175H135V176H134ZM175 175H176V174H175ZM179 175H180V174H179ZM130 176H131V175H130ZM138 176H139V175H138ZM138 176H137V177H138ZM126 177H128L130 180L133 178V177H132V178L129 177V172H128V175L126 174L125 178H126ZM137 177H136V178H137ZM139 177H141V176H139ZM146 177H147V175H146ZM151 177H152V179H151ZM157 177H159V179H156ZM166 177H163V178L166 179ZM238 177H239V179H240L239 181L237 180ZM238 177L236 178V180L238 181V183H237V182H234V181L231 182V184H232L233 182H234L235 184L237 183V185L235 186V188H233V187H234L233 185H235L234 183L232 184V188H231L230 185H227L228 188L224 187L225 190H227L228 194H230V196H227L228 199L233 198V197H232L233 195L231 196V193H230V192H232V191H230L231 189H233V191L235 190V192H237V194H239V195H242V194H241V193L243 192L242 190H245V189H246V184H247V182H248V180L246 181V176L243 174V177L241 176V178H240V175H238ZM125 178H123V179H125ZM136 178H135V179H136ZM135 179H132V180H135ZM155 179H156V180H155ZM200 179H201V178H200ZM200 179H198V180H200ZM203 179H205V178H202L201 181H202ZM78 180H79V179H78ZM150 180H151V181H150ZM161 180H163V179L161 178ZM169 180H172V179H169ZM169 180H168V181H169ZM205 180H206V179H205ZM236 180H235V181H236ZM0 181H1L0 183L3 185V187H6L7 182H6L5 180H3V179H0ZM166 181H167V180H166ZM168 181H167V182H168ZM185 181H186V180H185ZM210 181H212V180H210ZM210 181H209V182H210ZM147 182H148V181H147ZM153 182H152V183H153ZM169 182H170V181H169ZM169 182H168V183H169ZM172 182H174V181H171V183H172ZM180 182H181V184H182L183 180L180 181ZM203 182H204V183H203ZM203 182H202L203 184H205V182H206V183H209V182L204 181V180H203ZM74 183H75V182H74ZM123 183H124V181H123ZM123 183H121L122 186H123ZM159 183H160L161 185H160ZM168 183L165 182V184H166V185H165V186H166L165 189H166V190H167V189H170V188H169L170 186H169V187L167 186ZM171 183L168 184V185H171ZM193 183H194V181H193L192 183H189V182H188V183H186V184H184V185H189V184L191 185V184H193ZM196 183H197V181H195V184H196ZM202 183H201V184H202ZM210 183H211V182H210ZM248 183H250V182H248ZM253 183H254V182H253ZM71 184H72V183H71ZM146 184H147V183H146ZM153 184H156V183H153ZM195 184H194V186H195ZM198 184H199V183H198ZM198 184H196V186H197ZM203 184H202L201 186H203ZM228 184H230V183H228ZM158 185H159V186H158ZM163 185H164V183H163ZM163 185H162V182H161V181H159L158 184H156V186H158V188H161L160 186H163ZM210 185L213 186L214 184L211 183ZM156 186H155V187H156ZM192 186H193V185H192ZM201 186L198 185V187H201ZM205 186L208 187V184H207V185L205 184ZM212 186H209V187H211V188L208 187V189H206L207 187L205 188V189H206V196L217 199V200L219 201V203H220V199H221V197L224 198L223 200H221L223 203L225 202V198H226V204H228V206H229L230 203L227 202L228 199H227V197H225V195L227 194V192H226L225 190H224V191H225V192H224V191L220 188V189L222 190V192H223V193H222L221 191H219L220 189H218V188L215 189V188L217 187L216 185H214L213 188H212ZM225 186H226V185H225ZM249 186H250V185H249ZM163 187H164V186H163ZM163 187H162V189L165 190ZM80 188H81V187H80ZM201 188H202V187H201ZM117 189H118V190H116V191L119 192V190H120L121 188L119 189V188L117 187ZM123 189H124V188L122 187V190H123ZM205 189H202V190L205 191ZM214 189H215V190H214ZM228 190H229L230 192H229ZM248 190H249V189H248ZM120 192H121V191H120ZM169 192H170V191H169ZM176 192H177V191H176ZM176 192H174V194H177ZM180 192H182V193H181V194L183 195L182 197H184V194H186V193H184V191H179V190H178L179 198L181 197V196H180ZM219 192H221V193H219ZM238 192H240V193H238ZM245 192H246V191H245ZM204 193H205V192H204ZM204 193H203V194H204ZM225 193H226V194H225ZM232 193H234V192H232ZM172 194H173V193H172ZM172 194H171V196L173 197V200H174V202H175V200H177V199H175L176 196L174 197V194H173V195H172ZM237 194H234V196H235L234 198H235V200H236V203H237V200H238V202H239V201L241 200L240 198L243 196V195H242V196L238 197L239 195H237ZM243 194H245V193H243ZM236 195H237V196H236ZM245 195L247 196V193H246ZM246 196H244V197L246 198ZM177 198H178V197H177ZM179 198H178V199H179ZM234 198H233V199H230V200H233V201H234ZM237 198H239V199H237ZM242 198H243V197H242ZM152 200H153V199H152ZM148 201H149V200H148ZM211 201H212V200H211ZM214 201H215V200H214ZM228 201H229V200H228ZM24 202L27 203L28 201H27V200H24ZM216 203H217V202H216ZM152 204H153V203H152ZM217 204H218V203H217ZM238 204H239V203H238ZM45 205H46V204H45ZM151 206H152V205H151ZM234 206H236V204H234ZM234 206H233V207H234ZM229 207H231L230 209L232 210L233 207L231 206V204H230ZM229 207H228V209H229ZM263 207H264V206H263ZM172 208H174V205H173V207H170L169 210L171 209V210L173 211ZM181 208H182V207H181ZM249 208H250V207H249ZM7 209H8V208H7ZM7 209H6V212H5V216H6V217H7V215H8V211H9V214L11 213V212H10V208H9L8 210H7ZM43 209H44L45 211H47V210L49 211V209L47 208V206L43 207ZM174 209H176V208H174ZM202 209H203V208H202ZM228 209H227V210H228ZM230 209L228 210L229 212H231ZM246 209H247V208H246ZM250 209H251V208H250ZM263 209H264V208H263ZM263 209L261 208L262 211H264ZM171 210H170V211H171ZM176 210H178V212H180V210H179L178 208H177ZM176 210H174V211L176 212ZM244 210H245V209H244ZM172 211H171V213H169V216H171L172 219H175V217L177 218V216H179V213H177L178 215H177V214L175 215ZM194 211H195V210H194ZM233 211H235V210H232V212H233ZM242 211H243V210H242ZM39 212H40V211H35V214L33 215V220H34V221H35L36 218L39 217ZM51 212H53V211H51ZM139 212H140V211H139ZM139 212H137L136 214H138ZM150 212H151V211H150ZM150 212H149V213H150ZM197 212H198V211H197ZM133 213H134V212H133ZM188 213H189V212H188ZM194 213H195V212H194ZM200 213H201V212H200ZM200 213H199V214H200ZM105 214H106V213H105ZM136 214H135V215H136ZM139 214H141V213H139ZM180 214H181V212H180ZM263 214H264V213H263ZM80 215H81V212H80L79 210H77V211L71 212V216H70V217H72L73 224H74V226H75L74 229H71L72 231H71L70 234H71L72 236H73V235H76V236L81 240V243H82V247H81V249L78 251V253H79V259H78V262H80L81 264H88V263H90V262H92V261H94L95 264H104L103 262L106 263L107 260H106V261H103V258L105 259V256H104V255H105V253L108 252V250H109V252L111 251L110 248H108V247L106 246V244L108 243V242H107V243L105 242V239H106V238H104V237L102 238L101 235H100L97 231L93 230L92 228H90V227H88V226H84V228H83V224L86 222V218L83 219ZM174 215H175V216H174ZM104 216H105V215H104ZM139 216L141 217V215H138V217H139ZM263 216H264V215H263ZM133 217H135V216H133ZM136 217H137V215H136ZM138 217H137V218H138ZM179 217H180V216H179ZM193 217H194V216H193ZM104 218H105V217H104ZM129 218L132 219V220H134V218H132L131 214H130ZM137 218H135V219H137ZM165 218H166V217H165ZM185 218H187V217H185ZM111 219H112V218H111ZM255 219L257 220V218H255ZM261 219H264V217H262ZM47 220H48V219H47ZM47 220L45 221L46 223L49 221V220H48V221H47ZM189 220H190V219H189ZM256 220H255V221H256ZM258 220H260V218H258ZM258 220H257V221H258ZM253 221H254V220H253ZM260 221H261V220H260ZM260 221H258V223H261ZM250 223H251V222H250ZM161 224H162V223H161ZM251 224H252V223H251ZM253 224H254V225H257V223L255 224L254 222H253ZM262 224H264V221L262 222ZM262 224H261V225L258 224V225L262 227ZM183 225H184V224H183ZM209 225H210V224H209ZM195 226H197V225H195ZM179 228H181V227H179ZM179 228L177 227L176 230L179 229ZM197 228H198V226H197ZM11 229H16V223H15L14 221H12L11 219H9V220L6 221V224H4V226L0 229V241H1L2 239L4 240V238H5V240H6L7 234L11 231ZM75 229H76V230H75ZM161 229H162V228H161ZM83 230H84L85 232H84ZM164 230H165V229H164ZM173 230H174V231H173ZM182 230H183V229H182ZM149 231H150V230H149ZM179 231H180V229H179ZM224 231H225V230H224ZM165 232H166V233H165V236H164V235H160V237L157 238V240H160L161 237L164 238V239H172V241H171L170 243H168V244L171 246V247H169L170 249H171V248H174V247L172 246V245H175V244L173 243V240H174V242H175V241H176L175 239H177V236H180V237H181V236H183V235H189V236H187V237H190V236H191V237H192V236H195V237H196V238L193 237L192 240H190V238H191V237H190L189 240L187 241V242H188V244H187L188 246H189V244H191V245H190L189 247H187V248H189L192 252L195 251L194 254L196 253V251H199V250L201 249V247H204V246H202V242L200 243V241H202V239L199 238L200 241H199V242H198V241L196 242L195 239H197L198 237H197V235H195L193 232H186V230H185V231H181V232H180V234H183V235H180V234L176 235L177 233H174V232H175V229H169V228H167V230H166ZM172 232L174 233L173 235L176 236V238L173 237V235H171ZM182 232H183V233H182ZM213 232H214V231H213ZM135 233H136V232H135ZM135 233H134V234H135ZM185 233H187V234H185ZM226 234H227V233H226ZM231 234H233V233H231ZM227 235L229 236V232H228ZM227 235H226V236H227ZM231 236H236V235H230L229 238H231ZM83 237H87V240H88V239L90 240V241H89V244H88V249H89V252H91V255H94L93 258H92V256H90L89 253L86 254V253H84V251H83ZM165 237H166V238H165ZM180 237H179V238H180ZM206 237H207V236H206ZM162 238H161V239H162ZM194 238H195V239H194ZM7 239H8V238H7ZM25 239H26V236H25L24 238L21 237L20 242H19L18 245L15 246V247H14V246H11V244L8 243V240H9V239L7 240V242L4 241V244H6V246L3 247L2 245H0V253H2V254H3V257H4L5 254H7L6 250H9V251H15V252H18V251L21 252V251L25 250V252H26V256H25V257H20L18 263L15 262V264H41V263L39 262V254H40L42 248H40V247H38V246H34L33 244L29 245L28 243H26V240H25ZM115 239H117V238H115ZM181 239H182V238H181ZM107 240H108V239H107ZM107 240H106V241H107ZM162 240H163V239H162ZM183 240H184V239H183ZM155 241H156V240H155ZM155 241L153 242L154 244H152V245L150 244V246H153L152 248L149 247V245H148L147 243H146L145 245H143V244L141 243L145 248H143V246L140 244V247L142 246L141 249H143L142 260H144L143 258L148 257L147 254H149L150 249H153V248L155 247V248L158 250V247L161 246L162 248H166V247H167L166 249H168V250H166V251H165V249H162V248H160V247H159V248L162 249V250H164L165 252H167V253L169 254V256H168V254H166V258H167L168 261H167L166 258H165L166 262L163 261V262L160 263V264H170V261H171V260L169 261V258H170V259L177 258L178 255L180 256V254H178V252H179L180 250L182 251V249L185 248V246H184V245H185L184 241L180 242V240L177 239V241H178L179 244H180V243H183V244H180L181 246L183 245V248H180V246H178V243L176 242V243H177V249H180V250H178V252H177L176 254H174V253H175V249H172V251L174 250V253H173V252H170V250H169V248H168L169 245L166 246V247H165V246L163 247V244H161L162 241H161V242L158 241V242H160V245H157L158 243H155ZM189 241H195V243H194V242H191V243H190ZM163 242H164V241H163ZM172 243H173V244H172ZM225 243H226V244H225ZM115 244H116V243H115ZM171 244H172V245H171ZM223 244L225 245V248H229V247L232 246L231 243H227V242H225L224 240H223ZM215 246H216V245H215ZM107 248H108V249H107ZM175 248H176V247H175ZM218 248H219V247H218ZM177 249H176V250H177ZM221 249H222V248H221ZM223 249H224V248H223ZM235 250H236V249H234V251H235ZM256 250H257V249H256ZM9 251H8V252H9ZM164 251H163V252H164ZM168 251H169L170 253H169ZM220 251H222V250H220ZM234 251L231 250V252H234ZM245 251H246V250H245ZM109 252H108V253H109ZM119 252H121V251L119 250ZM119 252H118V253H119ZM127 252H128V250H127ZM255 252H256V251H255ZM255 252H254V253H255ZM108 253H107V255H106V259H107V257H108ZM110 253H111V252H110ZM118 253H116V255H117ZM121 253H122V252H121ZM121 253H120V254H121ZM171 253H173L174 256H173ZM183 253H184V252H183ZM240 253H241V252H240ZM260 253H261V252H260ZM164 254H165V253H164ZM170 254L172 255L173 258L170 257ZM177 254H178V255H177ZM214 254H215V253H214ZM241 254H242V253H241ZM111 255H112V253H111ZM111 255H109V257H110ZM116 255H115V256L113 255V258L116 257V259H118V257H119L120 255H119V256H116ZM121 255H123V253H122ZM226 255H227V254H226ZM226 255H225V256H226ZM247 255H248V254H247ZM249 255H250V254H249ZM167 256H168L169 258H168ZM260 256H261V255H260ZM226 257H227V256H226ZM230 257H231V256H230ZM230 257H229V258H230ZM4 258H5V257H4ZM137 258H138V257H137ZM139 258H140V257H139ZM139 258H138V259H139ZM255 258H256V256H255ZM108 259H109V258H108ZM114 259H115V258H114ZM116 259H115V260H116ZM138 259H137V263L139 264V262H140V264H141V259L139 260V262H138ZM197 259H198V258H197ZM231 259H232V258H231ZM238 259H239V257H238ZM240 259H241V258H240ZM248 259H249V258H248ZM258 259H259V258H258ZM109 260H110V259H109ZM187 260H188V258H187ZM212 260H213V259H212ZM47 261H48V260H47ZM117 261L119 262V260H117ZM117 261H116V262H117ZM223 261H224V260H223ZM247 261L250 262V259L247 260ZM260 261H261V260H260ZM2 262H3V263H2ZM143 262H144V263H143ZM215 262H216V261H215ZM221 262H222V261H221ZM1 263H2V264H6V263H7L6 258H5V259H0V264H1ZM121 263H123V262H121ZM142 263H143V264H147V262H146L145 260L142 261ZM158 263H159V262H158ZM158 263H157V264H158ZM218 263H219V262H218ZM134 264H136V259H135V263H134ZM239 264H240V263H239Z\"/></svg>",
	"mask_w": 264,
	"mask_h": 264
}]
</instances>
